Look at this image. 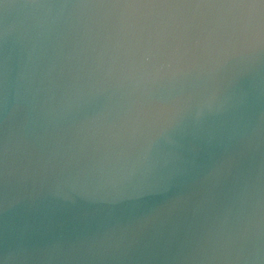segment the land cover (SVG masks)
Returning a JSON list of instances; mask_svg holds the SVG:
<instances>
[{
  "label": "water",
  "instance_id": "95a60500",
  "mask_svg": "<svg viewBox=\"0 0 264 264\" xmlns=\"http://www.w3.org/2000/svg\"><path fill=\"white\" fill-rule=\"evenodd\" d=\"M0 264H264V0H0Z\"/></svg>",
  "mask_w": 264,
  "mask_h": 264
}]
</instances>
